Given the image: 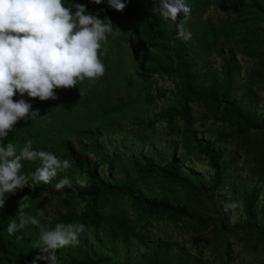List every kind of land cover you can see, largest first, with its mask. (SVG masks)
<instances>
[{
	"label": "trees",
	"instance_id": "16d2710c",
	"mask_svg": "<svg viewBox=\"0 0 264 264\" xmlns=\"http://www.w3.org/2000/svg\"><path fill=\"white\" fill-rule=\"evenodd\" d=\"M122 2L126 7L122 12H117L109 7L107 0H102L99 5L93 0H63L66 7L83 4L86 5L88 14L98 13L100 19L107 16L112 21L114 32L123 31L128 24L136 21L134 52L137 79L143 85H150L153 78H156L154 76L166 75L175 81L174 95L177 97L175 104L160 108L144 125L139 124L152 127L160 122L169 133L181 130L183 135L195 140L196 151L203 155L212 171L209 184L197 187L209 198L212 215H203L196 210H189L185 205L173 204L166 196L149 198L135 194L124 179L108 183L98 177V168L101 164L108 163L111 170L113 160L110 157H97V162L83 165L81 157L75 155L69 143L64 142L63 159L71 162V167L67 169L68 174L77 173L82 176L88 187L81 188L79 183H73L71 188L58 192L55 189L56 182L41 189L39 184L32 186V181L29 180L30 187L25 186L15 194L7 195L4 207L0 208V264H31L33 258L39 254L38 249H33L32 245L39 238L41 226L48 225L51 211L47 210L44 192H49L51 198L60 202L62 212L54 213L61 215L59 222L69 220L100 225L99 221L104 219L108 224L106 230L102 229L100 238L105 244L98 241V248H95L80 233L75 256L62 257L58 259V264H130L127 253L119 256L113 254V251L105 252L104 248L108 247L106 243L109 241L113 244V240L123 237L125 239L118 244L126 247V238L132 237L136 243L144 244L147 238L167 230L169 235L164 240L165 247L158 242L150 252L140 256L139 260L145 264H264V226L256 219L260 187L243 184L239 199L244 204L241 213L245 216V222L242 224L229 226L226 223L229 210H225V205L231 202L232 195L228 194L223 199L217 197L222 187L231 185L235 180L236 172L232 163L239 158L241 151H247L246 164L254 159L255 165L251 169L253 175L264 179V116L257 119L251 113V103H244V100L252 102L253 96H259L260 91H264V0H213L215 5L226 12L224 18H219V23L211 22L203 16L212 4L211 0H184L191 9L185 22L186 31L191 33V39L188 40L178 38L171 22L151 11L157 4L143 0ZM72 11L75 9L72 8ZM236 49L241 50L244 56L255 59L252 68L245 72V80L242 82L238 77L239 69L235 65L233 53ZM212 53L220 57L222 64L219 70L208 66V57ZM114 56L120 57V52L117 51ZM200 61H204L206 69L199 66ZM235 76L239 81L235 80ZM101 83L102 78H99L95 84L89 85L85 81L69 89L70 97L74 100L67 105L66 114H71L74 106L83 101L84 95L91 98L87 111H90V105L99 108L102 104L96 100L98 95L94 91L99 89ZM132 84L130 79L128 85ZM82 87L85 92L80 95L79 88ZM63 90L56 89L55 95ZM239 93L242 94L239 96ZM165 96L166 93L161 89L154 93L147 92L143 98L144 105H153ZM27 102L36 109L44 106L66 107L65 103L63 105L52 99ZM194 102L200 103L202 107V125L209 121L222 127V131L214 138L196 139L191 135L196 122L190 107ZM100 111L101 117L107 118L117 112H124V108L120 105L112 108L101 107ZM87 116L91 117L90 112ZM47 134V131L30 124L25 126L24 120H21L3 143L11 142L19 151L31 139L34 142L33 149L43 150L42 141ZM224 147L231 149L227 156L224 155ZM22 163L21 173L28 174L40 161ZM136 175L142 180L156 176L183 187L192 185L191 179L180 175V165L175 159L163 165H155L147 160L137 168ZM24 196L29 197L27 203L30 204L24 210L25 213L36 217L40 221V227L28 225L22 233H17L23 235V239L17 240L16 235L9 236L7 226L17 215L19 203ZM260 210L263 212L264 205ZM41 211L44 217L37 216ZM130 214L133 219H130ZM207 230H211L213 237V242L208 247L210 261H202L203 254H197L192 259L181 252L170 253L169 247L175 242L172 239L174 233L187 234L196 243ZM237 244H245L247 251L251 252L247 257L250 261H244L234 253L232 247ZM196 246L199 248V245ZM37 264L45 263L37 261Z\"/></svg>",
	"mask_w": 264,
	"mask_h": 264
},
{
	"label": "rangeland",
	"instance_id": "374dc122",
	"mask_svg": "<svg viewBox=\"0 0 264 264\" xmlns=\"http://www.w3.org/2000/svg\"><path fill=\"white\" fill-rule=\"evenodd\" d=\"M143 1L155 3L157 6L159 3V0ZM211 3L203 16L211 22L219 23V18H224L226 12L222 7L215 5L213 0H211ZM135 29L136 21L128 24L123 31L118 30L109 34L107 41L102 42L101 50L106 49V55L101 57L105 65V73L101 77L102 83L99 85V89L94 91L98 95L96 100L102 104L99 108L95 105H90V111H87L91 98L84 95L82 96L83 101L78 102L74 106L71 114H66V111H68L67 105H70L74 99L70 97V90L64 89L62 93L56 94V99L54 100L63 103V105L65 103L66 107L53 108L44 106L41 109L38 108V117L27 121V123L24 121V125L30 124L39 130L47 131L46 139L42 141V145L44 146L43 151L51 152L61 159L65 158V152L62 147V143L64 142L69 143L75 155L81 157L83 165L97 162V157H110L113 160L111 170L108 163L101 164L98 168V177L108 183L124 179V182L130 186L131 191L135 194L139 193L149 198L166 196L173 204L185 205L189 210H196L203 215H212V205L209 198L197 188L209 184L212 171L203 155L196 151L195 140L188 138V135H183L181 130L169 133L164 124H160V122H156L152 127L140 126L141 124L144 125L160 108L175 104L177 97L174 95L176 83L166 75L154 76L156 78H153L150 85H143L137 79L135 71L137 60L134 52ZM117 51L120 52V57L115 58L114 55ZM233 54L235 65L239 69L238 77H240V81L242 82V80H245V72L252 68L255 59L244 56L239 49L234 50ZM208 61L209 68L220 69L222 62L217 54H210ZM199 66L206 69L204 61H200ZM238 77L235 78L236 81H239ZM130 79L133 81L132 86L128 85ZM157 89L163 90L166 96L157 100L153 105H144V95L147 92L154 93ZM242 93H239V96ZM253 97L254 99L251 98L252 102L244 100V103H251V113L258 119L264 116V91H260L259 96ZM19 99L21 97L18 94L13 97L14 101ZM23 99L26 102L28 100L39 101V99L27 97V95ZM118 105L124 108V112H117L114 116H108L107 118L101 117V107L112 108ZM190 107L193 118L196 120L191 135L193 134L196 139L203 138L209 140L222 131V127L219 124H212L209 121L203 125L201 124L202 107L200 103L194 102ZM32 109L35 110L36 108L32 107ZM89 112L91 117L87 116ZM91 141H93V144ZM230 150V148L224 147V155L227 156ZM246 152H239V158L232 163L236 172L235 180L231 182V185L222 187L217 193V197L223 199L230 194L232 195L231 202H233L240 199L243 192V184H246L248 187L253 185L260 187L261 192L257 200L259 212L256 213V219L257 222L264 226V210L263 212L260 210L264 205V179H259L253 175L251 169L255 165V162L252 158L253 162L249 161L246 164ZM171 159H175L178 165H180V175L192 180L190 187L172 184L156 176L148 180H142L136 175L137 168L147 160H150L155 165H163ZM39 166L40 163L37 166L35 165L28 173L35 171ZM65 175L72 181V184L83 181L82 176L77 173L69 175L66 170L53 179L51 183H40L39 187L42 189V187H48L54 182L58 183ZM44 195L47 210L51 211L49 213L50 220L48 225L41 226V228L50 230L57 223H70L71 221L69 220L67 222H59L61 215L54 214L60 213L63 210L58 199L51 198L52 196L49 192H44ZM129 217L133 219V215L130 214ZM99 222L100 225L94 223L84 224L75 221L71 223L83 224L84 231L81 234L85 235L90 244L98 248L96 246L97 242L103 243L100 240L103 234L102 229L106 230L108 227L104 219ZM244 222L245 216L241 212H238L235 218H233L231 210H229L226 217V223L229 226ZM210 232L211 230H207L203 236L198 238L199 241L196 243L192 239H189L187 234L180 235L178 232L174 233L172 239L175 242L170 240L174 243L169 247L170 253L181 252L188 258L195 257L197 254H203L201 255L202 261H210L208 247L213 242L212 233L210 234ZM167 235H169V230L159 232L153 235V237L147 238L144 244L136 243L132 237H129L126 238V242L128 243L126 247L118 244L125 239L119 237L115 241H112L113 244L108 241L106 243L108 247L104 248V251H113V254L119 256L127 253L130 264H145L142 260H139V257L150 252L149 250L158 242L162 247H165L164 240L167 238ZM185 238H188V240H185ZM196 245H199V248ZM76 248L78 246H68L59 249L56 253L57 258L70 257V255L75 256ZM232 248L238 257L244 259V261H250L247 257H249L251 252L247 251L245 244H237ZM43 262L46 264L45 261Z\"/></svg>",
	"mask_w": 264,
	"mask_h": 264
},
{
	"label": "clouds",
	"instance_id": "9594fccd",
	"mask_svg": "<svg viewBox=\"0 0 264 264\" xmlns=\"http://www.w3.org/2000/svg\"><path fill=\"white\" fill-rule=\"evenodd\" d=\"M93 2L99 5L102 0ZM107 4L117 12L126 7L122 0H107ZM151 11L170 21L178 38L191 39V33L185 29L191 9L184 0H159ZM113 32L110 18L88 14L83 4L66 7L63 0H0V208L4 207L7 195L30 187L29 180L32 186L49 184L71 167L67 159L33 149L31 139L19 151L13 143H3L19 121L27 123L38 117L39 110L32 109L23 97L54 100L56 89H71L85 81L95 84L105 73L101 57L106 55V49L101 50L102 42ZM84 92L85 88H79L80 95ZM17 94L21 99L14 101ZM23 161H40V166L22 174ZM79 185L88 187L86 181H79ZM71 187L72 181L66 175L55 185L58 192ZM28 199L22 197L17 215L7 226L9 236L16 235L17 240L23 239L17 233L28 225L40 227V221L24 211L30 207ZM243 209L240 200L225 205L233 218ZM37 216L44 217V213L38 212ZM83 231V224L73 223H57L50 230L41 228L32 245L39 254L31 264H58L57 251L78 246V236Z\"/></svg>",
	"mask_w": 264,
	"mask_h": 264
}]
</instances>
